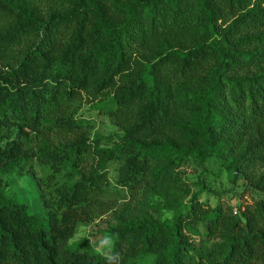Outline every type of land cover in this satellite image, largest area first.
I'll return each mask as SVG.
<instances>
[{"label":"trees","instance_id":"16d2710c","mask_svg":"<svg viewBox=\"0 0 264 264\" xmlns=\"http://www.w3.org/2000/svg\"><path fill=\"white\" fill-rule=\"evenodd\" d=\"M212 161L237 204L201 201ZM108 214L110 256L71 243ZM0 264H264V0H0Z\"/></svg>","mask_w":264,"mask_h":264},{"label":"rangeland","instance_id":"374dc122","mask_svg":"<svg viewBox=\"0 0 264 264\" xmlns=\"http://www.w3.org/2000/svg\"><path fill=\"white\" fill-rule=\"evenodd\" d=\"M94 106V104L85 103L78 114L88 124L91 138L94 135L108 136L117 133V127L108 119L105 112L96 109ZM116 169L117 166L115 164L110 166L109 172L112 180L116 174ZM36 174L28 173L22 177L17 175L5 177V193L17 202L26 204L30 214L38 213L42 215V220L46 223L48 214L43 207L40 189L36 182ZM192 178L196 182L200 181L204 184L205 191L199 196L201 201L212 207L220 203L224 205L237 204V199L232 195L233 191L239 192L241 190L242 184L238 183L230 186L218 162L212 161L204 172L193 174ZM199 190H201L200 187L196 185V187H193L192 192H198ZM159 201H161L159 196L152 199V202L155 204H161ZM115 224V219H111L110 214L96 218L92 223L81 224L71 243L77 241L83 242L94 253L110 256L111 245L108 230Z\"/></svg>","mask_w":264,"mask_h":264}]
</instances>
